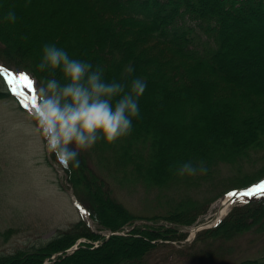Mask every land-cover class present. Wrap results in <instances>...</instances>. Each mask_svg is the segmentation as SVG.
<instances>
[{"label": "trees", "instance_id": "1", "mask_svg": "<svg viewBox=\"0 0 264 264\" xmlns=\"http://www.w3.org/2000/svg\"><path fill=\"white\" fill-rule=\"evenodd\" d=\"M46 1L0 0V61L32 79L42 78L51 75L38 70L45 44L75 50L68 54L101 65L108 81L130 84L133 78H144L147 87L139 110L153 103L168 110L176 108L181 124L195 135L182 144V137L175 135L176 149H166L160 130L144 128L145 112L140 110L139 118L133 119L131 135L110 145L101 139L95 146L109 154L117 170L149 187L181 190L210 179L209 168L214 163L240 167L264 149V86L249 76H239L227 65L229 47L239 50L237 39L230 42L229 27L239 24L245 29L264 20V0H59L55 7L64 11L59 21L52 10L40 7ZM54 1L58 0H49ZM68 1L78 8L70 15L66 10L69 5H65ZM9 11L16 15L14 24L4 19ZM240 53L236 58L243 60L250 49ZM129 65L134 69L131 75L125 72ZM250 73L255 71L250 69ZM55 76L63 82L60 71ZM4 96L14 98L6 87L0 90V97ZM202 134H214V139L206 142ZM86 157L80 152L79 167L64 172L69 183L88 191L86 209L98 229L80 221L30 252L0 255V264H45L46 260L47 264H145L157 241L185 239L179 226L192 225L200 214L193 210L196 206L191 199L171 206L166 220L174 222L175 228L137 226L125 235L102 236L101 230L124 231L136 217L109 197ZM189 160L204 161L206 174L181 178L170 171L177 162ZM256 199L233 209L201 235L225 239L245 232L264 219V197ZM81 238L100 240V244L80 243L69 253ZM55 254L59 255L52 260ZM242 264L262 263L249 260Z\"/></svg>", "mask_w": 264, "mask_h": 264}, {"label": "rangeland", "instance_id": "2", "mask_svg": "<svg viewBox=\"0 0 264 264\" xmlns=\"http://www.w3.org/2000/svg\"><path fill=\"white\" fill-rule=\"evenodd\" d=\"M46 2L40 7L52 10L53 18L59 21L64 11L55 6L60 1ZM65 5H69L66 7L68 15L78 9L76 4L72 5L69 1ZM229 30L233 36L230 42L237 39L239 50L234 49L233 45L229 47L227 65L236 69L239 76H249L252 81L256 80L258 85L264 86V20L254 21L245 29L234 24ZM249 49L250 54H245V59L236 58L241 54L240 50L246 53ZM65 50L67 53H76L75 50ZM254 54L259 55V58L254 59ZM5 65L0 61V67L8 66ZM7 69L12 70L9 67ZM250 69L255 74H251ZM13 73L23 72L17 70ZM5 87L10 90L6 80L0 78V90ZM26 94L31 95L27 91ZM14 97H0V255L30 252L80 221H86L93 230L99 227L90 219L87 209L86 215L74 203L73 199L87 208L88 191L69 183L64 169L48 153L44 138L38 131L35 107L29 104L25 108L21 100ZM145 109H140L145 112V127H142L160 130L164 136V148L176 149L178 139L174 138L175 135L182 137L180 144L195 138L192 131L181 124L180 112L176 108L168 110L153 103ZM202 139L212 142L214 134H202ZM158 148L155 150L156 156ZM82 153L88 158L89 168L104 183L103 189L109 197L136 217L131 225L120 231L121 235L137 226L175 228L177 225L174 222L166 220L171 206L182 199L195 202L193 210L200 212L197 220L192 225L179 226L180 233L186 235L185 239L157 241L156 249L147 257L145 264H242L249 260L264 264V219L230 238H208L201 235L224 220L233 209L258 200L256 196L250 200L244 197L245 202L237 198L229 203L226 214L219 218L221 221L214 222L227 194L264 182V149L252 154V161H246L240 167L223 161L214 163L209 168L212 174L210 179H203L195 186L183 187L181 190L149 187L143 180L128 177L114 167L107 152L101 153L97 147ZM200 225H203V229L193 238L191 230ZM99 233L106 237L110 232L101 230ZM78 242L93 244L94 247L100 244V240L90 241L86 238ZM56 257L52 256L51 259L55 260Z\"/></svg>", "mask_w": 264, "mask_h": 264}, {"label": "clouds", "instance_id": "3", "mask_svg": "<svg viewBox=\"0 0 264 264\" xmlns=\"http://www.w3.org/2000/svg\"><path fill=\"white\" fill-rule=\"evenodd\" d=\"M4 19L14 24L17 18L9 11ZM38 70L51 73L33 78L38 131L48 153L55 155L64 170L78 168L80 152L90 151L101 139L110 145L131 135L147 87L144 78H133L130 84L108 81L101 65L73 58L55 44L43 46ZM57 71L63 82L56 78ZM125 72L131 75L134 69L129 65ZM170 171L181 178L194 177L206 174L207 167L204 161L189 160L177 162Z\"/></svg>", "mask_w": 264, "mask_h": 264}, {"label": "snow or ice", "instance_id": "4", "mask_svg": "<svg viewBox=\"0 0 264 264\" xmlns=\"http://www.w3.org/2000/svg\"><path fill=\"white\" fill-rule=\"evenodd\" d=\"M0 73L5 74L9 89L15 96H17L21 100L25 108H28L29 104H31L32 107L37 106V97L35 94L36 90L34 87V83L27 74H16L11 72L10 70H4L2 68H0ZM26 91L28 93H31V95H27ZM227 195L233 197L234 200L238 198L241 202H245L243 200L244 197H248L249 200L253 196H256L257 198L264 197V182H261L258 185L252 186L245 190L233 191Z\"/></svg>", "mask_w": 264, "mask_h": 264}, {"label": "bare ground", "instance_id": "5", "mask_svg": "<svg viewBox=\"0 0 264 264\" xmlns=\"http://www.w3.org/2000/svg\"><path fill=\"white\" fill-rule=\"evenodd\" d=\"M229 197V196H228ZM228 197L220 204V208H219V211H218V213H217V215H216V218L217 219H219V218H221V217H223L225 214H226V212H227V209H228V205H229V203H228ZM199 228V229H198ZM198 228H194V229H192L191 230V233L194 235L198 230H201L202 229V227L201 226H198ZM198 229V230H197Z\"/></svg>", "mask_w": 264, "mask_h": 264}, {"label": "water", "instance_id": "6", "mask_svg": "<svg viewBox=\"0 0 264 264\" xmlns=\"http://www.w3.org/2000/svg\"><path fill=\"white\" fill-rule=\"evenodd\" d=\"M198 230V229H197ZM75 250H77V247H74L71 252H74Z\"/></svg>", "mask_w": 264, "mask_h": 264}]
</instances>
